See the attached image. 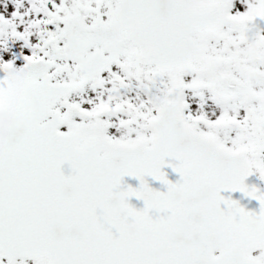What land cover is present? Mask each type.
<instances>
[{"label":"snow or ice","instance_id":"obj_1","mask_svg":"<svg viewBox=\"0 0 264 264\" xmlns=\"http://www.w3.org/2000/svg\"><path fill=\"white\" fill-rule=\"evenodd\" d=\"M13 4L0 264H264V0Z\"/></svg>","mask_w":264,"mask_h":264},{"label":"water","instance_id":"obj_2","mask_svg":"<svg viewBox=\"0 0 264 264\" xmlns=\"http://www.w3.org/2000/svg\"><path fill=\"white\" fill-rule=\"evenodd\" d=\"M64 170L67 172L68 171V166L67 164H65L64 166ZM163 170L166 172L168 179L170 180H176L178 179V173H176L175 171H173V169L171 168V166L169 165H165L163 167ZM124 182L127 184H131L133 186H136L139 181L137 180V178L135 177H129V176H125L123 178ZM146 180L148 181L149 185L153 188H158L160 190H164L165 186L161 184L160 181L158 180H154L152 177H146ZM245 183L248 185H252L255 184L257 185V183L253 180V178L251 177V175H249L248 177H246L245 179ZM258 186V185H257ZM222 194L225 196L230 195L233 199H238L239 202L244 205L247 209H254V210H258L259 208V202L257 200H255L254 198H249L247 196H245L243 193H241L239 190H236L234 192H229L227 190H223ZM131 203H133L134 205H136L137 207H141L143 205V201L142 200H137L135 197L131 198Z\"/></svg>","mask_w":264,"mask_h":264},{"label":"flooded vegetation","instance_id":"obj_3","mask_svg":"<svg viewBox=\"0 0 264 264\" xmlns=\"http://www.w3.org/2000/svg\"><path fill=\"white\" fill-rule=\"evenodd\" d=\"M20 2L23 3L25 6H27V8H28V0H20ZM8 6H10V7H8ZM14 7H15V5L13 4V0H0V8H14ZM260 27L262 28V30H264V24H262ZM9 46L11 47V41H9ZM13 48H14V50H20L22 48V43L17 42L16 45L13 46ZM23 51L25 53H27L28 50L23 49ZM5 57L7 58L6 54H5ZM92 94H94V93H92ZM92 94H89V95H92ZM254 174H255L256 178L258 179L261 188L264 189V180H261L257 173H254Z\"/></svg>","mask_w":264,"mask_h":264},{"label":"rangeland","instance_id":"obj_4","mask_svg":"<svg viewBox=\"0 0 264 264\" xmlns=\"http://www.w3.org/2000/svg\"><path fill=\"white\" fill-rule=\"evenodd\" d=\"M21 4H22L23 6L20 7L19 10H20L21 12H23V11L27 8V6H25L23 3H21ZM8 7H10V6H8ZM13 9H14V8H0V12L3 13L4 15L8 16V15H10V13H11V11H12ZM88 94H92L90 90L88 91ZM92 95H94V94H92Z\"/></svg>","mask_w":264,"mask_h":264},{"label":"clouds","instance_id":"obj_5","mask_svg":"<svg viewBox=\"0 0 264 264\" xmlns=\"http://www.w3.org/2000/svg\"><path fill=\"white\" fill-rule=\"evenodd\" d=\"M13 119H14V117H11V116L5 114V122H6V124H7L8 121L13 120ZM0 131H3V133H4L5 135H8V134L10 133V130H9V128H8L7 126H5V127H4L2 130H0Z\"/></svg>","mask_w":264,"mask_h":264}]
</instances>
